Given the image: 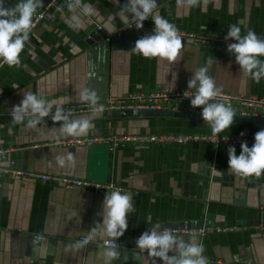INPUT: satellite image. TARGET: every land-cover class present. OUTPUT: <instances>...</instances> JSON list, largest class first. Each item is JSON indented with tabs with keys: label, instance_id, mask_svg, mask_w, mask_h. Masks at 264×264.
<instances>
[{
	"label": "crops",
	"instance_id": "1",
	"mask_svg": "<svg viewBox=\"0 0 264 264\" xmlns=\"http://www.w3.org/2000/svg\"><path fill=\"white\" fill-rule=\"evenodd\" d=\"M157 7L143 21L154 32L153 16H161L177 31L227 36L231 25L245 36L249 29L264 40V0H199L189 6L178 0H156ZM85 6L93 9L86 15ZM130 0H84L67 6L54 19H45L29 34L20 53V65L9 67L0 58V146L20 147L4 154L8 167L52 172L96 182H110L131 196L123 236L106 235L104 201L112 192L65 188L49 182L4 176L0 178V264H165L148 252L114 249L99 243L136 241L155 230H205L204 235L181 233L167 255L179 256L178 246L202 244L207 264H264V172L259 177L240 176L228 165L229 146L205 141L169 145H129L110 151L104 144L63 147L46 145L57 139L77 137L63 131L65 123L87 119V135L147 133L213 134L191 101H179L168 110L181 116H128L105 118L93 112L54 120L21 113L14 123L15 106L26 93L62 109L95 91L96 100L132 92H177L200 67H207L217 87L232 94L264 98V78L256 83L245 75L236 56L224 46H204L185 39L176 62L145 58L133 48L114 47L97 33L108 34L135 22ZM143 11V9H140ZM83 27H77V24ZM153 34V33H152ZM231 38V37H230ZM139 39L138 36L136 40ZM234 39V38H233ZM264 62V56L258 57ZM175 74V79L174 75ZM199 82H197L198 84ZM50 109V110H51ZM236 111V109H234ZM235 115H238L235 113ZM260 128L233 123L219 134L255 135ZM236 155L241 146H234ZM251 148V147H249ZM69 154L72 155L70 160ZM64 160L61 166L57 158ZM159 227H156V225ZM95 230V231H93ZM92 244L78 247L82 237Z\"/></svg>",
	"mask_w": 264,
	"mask_h": 264
},
{
	"label": "clouds",
	"instance_id": "2",
	"mask_svg": "<svg viewBox=\"0 0 264 264\" xmlns=\"http://www.w3.org/2000/svg\"><path fill=\"white\" fill-rule=\"evenodd\" d=\"M178 2H185V0H178ZM186 3L189 6H196L199 0H186ZM130 5V9L125 6V11L130 10L134 14L137 28L143 27V21L152 15L153 9L157 7L156 0H130ZM41 6L42 0H20L15 7L6 8L4 0H0V17H3L0 18V58L9 67L20 65V53L33 28L32 17L37 8ZM69 9H71V5ZM84 12L86 15H90L93 9L90 6H85ZM17 13L19 14L18 18ZM153 20L155 34L137 39L133 51L145 58L160 57L169 62H176L182 48V39L178 35L176 27L158 15L153 16ZM83 26V24H77V27ZM13 37L15 38L13 39ZM229 37L234 38L238 43L227 45V50L238 54L236 62L240 65L241 70L256 83H259L264 78V62L258 59V57L264 56V40L258 39L257 34L251 29L242 37L240 27L235 24L231 25L225 39L227 40ZM173 75L175 79V74ZM197 82L199 83L197 84ZM188 88L196 89V92L192 95L190 91H185L184 96L194 97L191 99L193 108L203 106L202 118L210 126L213 135L219 134L233 125L235 112L230 105L215 102V98L221 94L222 89L216 86L214 79L208 74L207 67H200L194 72L193 77L188 80ZM81 99H91L95 103L96 93L95 91L89 93L88 90H85L81 94ZM29 108L33 115L38 114L37 119L28 124V127H35V124L39 122V117L48 114L51 103L45 107L44 100L38 99L35 94L26 93L21 104L13 109V122H21V113H27ZM99 111H103V105ZM53 119L67 120L66 117L61 116L59 109ZM88 129L89 121L87 119L65 123L63 126V131L71 136L86 134ZM228 156L229 168L235 174L245 177L254 174L259 177L264 172V129L255 133V143L251 148L246 142L241 143L239 156L236 155L235 147L229 146ZM68 158L71 160L72 155L69 154ZM57 161L63 166L62 157H58ZM130 199L129 194H122L120 191H113L110 196H106L104 201L106 214L103 225L108 237L118 239L123 236L128 227L127 212L130 209L134 211ZM156 227L159 225L157 224ZM89 239L91 237L78 242L77 246L82 247ZM136 245L141 253L147 250L149 257H159L165 264H207L206 258L202 255L205 251L202 244H184L181 241L177 249L179 256L169 257L167 253L176 245V237L171 234L170 230H165L162 234H158L155 230L150 234L144 232L136 241ZM106 254L108 257H118L119 255L114 249H109Z\"/></svg>",
	"mask_w": 264,
	"mask_h": 264
},
{
	"label": "built area",
	"instance_id": "3",
	"mask_svg": "<svg viewBox=\"0 0 264 264\" xmlns=\"http://www.w3.org/2000/svg\"><path fill=\"white\" fill-rule=\"evenodd\" d=\"M84 0H47V2L41 7V9L33 15V28L29 34L38 26V24L45 20L54 19L60 12H62L67 6L76 5L79 6ZM155 32V29H154ZM181 38L192 40L193 42L204 46H224L227 49V45L232 43H238L233 38L225 39L226 36H219L211 33L200 32H181L177 31ZM185 91L177 92H164V91H152L149 93L132 92L126 96L116 97L109 95L104 99L96 100L95 103L91 101H84L79 103H72L65 108L59 109L60 114L63 117H71L79 114H88L93 112H101L99 109L103 105V111L108 110H133V109H167L172 103L179 101H191L192 96L185 97ZM192 95L194 92H190ZM215 102L224 103L230 105L236 114L242 117L262 118L264 119V98L257 96H245L232 94L227 91H221V94L215 98ZM57 113V109H51L48 114L43 117H51ZM33 116V114H27ZM38 116V114H36ZM189 141H205L214 146H241L242 142H246L248 147H252L255 143V135H230V134H204V133H177V132H165V133H147L138 132L132 134H118L113 133L109 135H87L57 139L52 142L45 143L46 145H59L63 147H79L90 146L94 144L107 145L110 151L114 152L120 147L129 145H169V144H184ZM20 147L12 146H0V178L4 176H13L18 178H24L31 181L49 182L55 186H62L65 188H84L86 190H93L95 192H113L123 191L121 186H118L110 182H96L79 178L75 176L59 174V173H46L37 170L21 169L15 167H8L2 163L4 154L10 153ZM264 213V209L261 210ZM264 225V217L262 220ZM172 235H178L181 233L187 234H199L204 235L205 230L199 231H182L179 229L170 230ZM164 232V231H163ZM163 232L159 233L162 234ZM88 237L80 238V242L84 241ZM138 240V239H137ZM136 240V241H137ZM136 241L123 244L116 241H103L99 244L113 249H126L133 252H141L137 247ZM92 244L89 239L86 245ZM147 252V250H144ZM247 264V263H236Z\"/></svg>",
	"mask_w": 264,
	"mask_h": 264
},
{
	"label": "water",
	"instance_id": "4",
	"mask_svg": "<svg viewBox=\"0 0 264 264\" xmlns=\"http://www.w3.org/2000/svg\"><path fill=\"white\" fill-rule=\"evenodd\" d=\"M19 2L20 0H4V6L6 8L15 7L16 3H19ZM46 2L47 0H42V6ZM41 7L37 8L36 13L41 9ZM16 15L18 18L19 14L17 13ZM0 18H3V17H0ZM96 31L101 36L102 39L110 41L112 46L125 47V48H134L137 36L140 39L145 36L155 34V32L145 30L144 27L137 28L135 22L129 25L128 27H124L112 34H108L101 29H96ZM14 38L15 37H13V39ZM181 39H182V44H183L185 39L184 38H181ZM230 53L232 55H236L235 52H230ZM103 113H104L105 118H118L119 116L128 117V116H141V115L143 116H181L182 115L178 112H174L168 109L108 110ZM233 119H234V123H238V124L249 123V124L254 125L257 128H260L261 130L264 129V119L262 118L242 117L239 115H234ZM262 213H263L262 211L259 213L261 219L263 215Z\"/></svg>",
	"mask_w": 264,
	"mask_h": 264
}]
</instances>
